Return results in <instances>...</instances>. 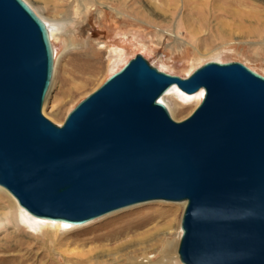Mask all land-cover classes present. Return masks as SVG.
<instances>
[{
  "label": "water",
  "instance_id": "water-1",
  "mask_svg": "<svg viewBox=\"0 0 264 264\" xmlns=\"http://www.w3.org/2000/svg\"><path fill=\"white\" fill-rule=\"evenodd\" d=\"M54 64L47 26L0 0V186L29 213L82 224L152 200L186 201L182 264H264V76L206 61L188 77L136 54L66 116L42 113ZM203 90L175 121L159 98Z\"/></svg>",
  "mask_w": 264,
  "mask_h": 264
},
{
  "label": "rangeland",
  "instance_id": "rangeland-1",
  "mask_svg": "<svg viewBox=\"0 0 264 264\" xmlns=\"http://www.w3.org/2000/svg\"><path fill=\"white\" fill-rule=\"evenodd\" d=\"M24 1L41 19L59 28L51 39L56 60L42 105L43 115L57 125H62L67 114L84 97L136 54H141L159 70L183 78L210 60L240 62L264 76V32L253 31L257 27L255 10H264L263 0H190L189 7L183 5V0L169 3L166 0H139L134 5L130 0H99L100 4L81 30L85 37H94L95 49L102 51L96 55L99 63L94 74L72 71V63L80 59L78 52L84 42L73 38L70 30L73 28L67 25L68 20L57 0ZM133 6L140 9L139 15L130 11ZM113 48L116 51H112ZM169 88L171 90L162 99L175 121L191 115L204 93L199 90L188 95L176 85ZM14 202L19 205L16 200ZM185 205L183 201H146L82 224H70L69 228L60 225L59 229L50 227L48 231L40 229L41 221L19 212L14 213L7 224L22 234L35 235L31 237L39 241L32 242L50 250L43 260H47V264H143L144 260L147 264H182L177 249ZM164 212H168L166 217L156 218L158 213ZM2 216L0 227L3 226L1 218H5ZM155 218L159 224L172 219L170 226L159 232L156 242L139 245L128 242L117 253H125L126 258L109 259V251H115L112 247L118 240L147 228ZM138 224L142 225L135 228ZM117 234L119 236L113 239ZM45 237H53L58 243L50 247L51 242H46ZM171 241L175 243L174 248H171Z\"/></svg>",
  "mask_w": 264,
  "mask_h": 264
},
{
  "label": "bare ground",
  "instance_id": "bare-ground-1",
  "mask_svg": "<svg viewBox=\"0 0 264 264\" xmlns=\"http://www.w3.org/2000/svg\"><path fill=\"white\" fill-rule=\"evenodd\" d=\"M118 1H121V0H118ZM130 1H131V4L134 5L135 3H138L139 0H130ZM166 1H168V3H169L172 0H166ZM183 2H184L183 5L184 6L187 5L188 7L191 3L190 0H183ZM127 3H129V2H127ZM98 4H100L99 0H57V5L61 6L63 8V12L66 15V18L68 20L67 25L69 27L72 26V28H73V29H70L71 32H73V38L81 39L84 42L82 50H80V52H78L80 59L77 60L76 62L72 63V65H73L72 71L76 70V71L82 72V73L86 72L88 74H94L96 69H97L99 60L96 58V55L97 54L100 55L102 53V51L100 49H95L94 42H93L94 37H90V35H87V37H85L84 34L81 32V30H83L84 22L87 21L88 16L92 13V11H94L97 8ZM73 6H74V9H72ZM138 7H140V6H138ZM130 11L135 15L140 14V9H137V7H135V6H133L130 9ZM255 12H256V16H257V18L255 19L256 23H257V27L255 29H253V31L258 32V34H261L264 32V10H255ZM69 15H71V16H69ZM45 23H46L49 38L51 41L53 35L56 33V31L59 30V28L57 26H54L52 23H47L46 21H45ZM51 44H52V42H51ZM54 51L55 50L53 48V54H54V59H55V52ZM112 51H116V49L113 48ZM170 90H171V88H169L164 94L169 93ZM200 91L203 92L202 89ZM182 92L185 94H188V95L194 94V93H186L184 91H182ZM195 93H197V92H195ZM162 96L159 98V101H161L163 103ZM59 126H61V125H59ZM7 192L8 191L4 187L0 186V215H3L2 217L5 216V218H1V220H3L1 225H3V226L0 227V264H47L48 261L47 260L43 261V260L45 257H47L50 254V250H46V248L44 247L45 248L44 249V248H42V246L37 247L36 243L35 242L33 243L32 241H39V240L35 239L34 237H31V236H35V235L29 234L30 236H28L26 234L20 233L18 231V229H15V227L11 228L7 224V220H10L14 213L19 212L20 215H27V216L35 219V220L41 221L40 223H42V224L39 225L40 229L47 230V231L49 230L50 227H53L54 229H59L60 225H66V228H69V227H71L70 223L34 216L31 213H29L26 209L21 207L20 205L16 206L15 202H14L16 199H14V198L11 199L9 197V194H7ZM13 199H14V201H13ZM185 203H186V201H183V204H185ZM167 213L168 212L158 213L156 218L163 219L164 217H166ZM27 216H26V218H27ZM156 218L154 219L155 221L153 220L151 222V225L148 226L147 228H144L141 231L135 232L130 237H127V238L125 237V239L118 240L116 242V244L114 245V247H112V248H114L115 251L112 253H110V251H109V254H108L109 259L116 261L121 256L125 257L126 256L125 253H123V254L122 253L117 254V253L119 250L123 249L128 244V242H132L131 245L134 243L136 245H139V244H143V243L153 244L154 242H156V239L158 238L159 232H161L163 229H166L167 226H170L171 220H172V219H168L164 223L159 224L158 223L159 220H156ZM141 225L142 224H138L134 227L137 228ZM136 230L137 229H135L134 231H136ZM181 232H182V230H181V226H180V237H181ZM118 236H119L118 234L113 235L112 238L116 239ZM43 239L46 242L47 241L51 242L50 247L55 246L58 243V242H56L57 240L53 237L52 238H49V237L46 238L45 237ZM40 243H41V241H40ZM174 244L175 243L173 241H171V243H170L171 248H174ZM142 263L147 264V261L144 260V261H142ZM74 264H83V263L74 262Z\"/></svg>",
  "mask_w": 264,
  "mask_h": 264
},
{
  "label": "snow or ice",
  "instance_id": "snow-or-ice-1",
  "mask_svg": "<svg viewBox=\"0 0 264 264\" xmlns=\"http://www.w3.org/2000/svg\"><path fill=\"white\" fill-rule=\"evenodd\" d=\"M201 95H203V93H201Z\"/></svg>",
  "mask_w": 264,
  "mask_h": 264
}]
</instances>
